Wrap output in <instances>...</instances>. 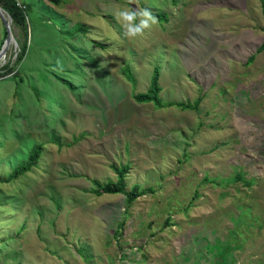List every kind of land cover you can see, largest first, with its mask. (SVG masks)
<instances>
[{
  "label": "rangeland",
  "instance_id": "374dc122",
  "mask_svg": "<svg viewBox=\"0 0 264 264\" xmlns=\"http://www.w3.org/2000/svg\"><path fill=\"white\" fill-rule=\"evenodd\" d=\"M15 1L22 23L0 5V264H264L259 0ZM144 10L156 23L125 36L120 13ZM6 33L0 15V49ZM154 68L160 102H137ZM112 166L133 201L93 192Z\"/></svg>",
  "mask_w": 264,
  "mask_h": 264
},
{
  "label": "trees",
  "instance_id": "16d2710c",
  "mask_svg": "<svg viewBox=\"0 0 264 264\" xmlns=\"http://www.w3.org/2000/svg\"><path fill=\"white\" fill-rule=\"evenodd\" d=\"M53 3H58V0H49ZM260 2V7H261V12L264 16V0H259ZM0 5L8 6V9L10 10L11 16L19 23H22L25 20V14H24V9L21 8L15 0H0ZM24 8L28 9L27 5H24ZM262 45L259 50L263 47ZM253 56L250 57L252 59ZM126 75L127 78L130 80H133L132 75L129 71V69H126ZM6 74L5 72H0V76ZM160 91V86L158 83V69L154 68L153 74L150 79V85L148 89L145 92L138 93L134 95V99L137 102H153L154 104H159V97L158 93ZM37 149V150H36ZM39 148H35L29 155L28 161H27V167L35 164V162L38 159V156L40 154ZM113 170L117 174V182H107L104 184L99 183L96 180H93V183L95 184L96 188L94 189L93 192L96 194H101L102 192L104 193H122L125 194L127 197L128 202L133 201L136 196L138 195V190L137 186H135L131 191H126L125 190V183H124V171L125 167L119 169L116 166H112Z\"/></svg>",
  "mask_w": 264,
  "mask_h": 264
},
{
  "label": "clouds",
  "instance_id": "9594fccd",
  "mask_svg": "<svg viewBox=\"0 0 264 264\" xmlns=\"http://www.w3.org/2000/svg\"><path fill=\"white\" fill-rule=\"evenodd\" d=\"M140 15L143 19L140 20L139 24L133 25L131 22L134 21ZM120 16L123 17L124 20L128 21V25L125 26V36H138L143 34V29L150 28L151 24L156 23L155 17L152 16L151 12L148 10H144L141 13L136 12H122ZM151 21V24L149 23Z\"/></svg>",
  "mask_w": 264,
  "mask_h": 264
},
{
  "label": "water",
  "instance_id": "95a60500",
  "mask_svg": "<svg viewBox=\"0 0 264 264\" xmlns=\"http://www.w3.org/2000/svg\"><path fill=\"white\" fill-rule=\"evenodd\" d=\"M0 15L4 21V24H5V27H6V37L4 39V43L0 49V59L4 56L5 52H6V49L8 47V45L10 44L11 40H12V37H11V34H10V28H9V24L5 21L4 17L2 16L1 12H0Z\"/></svg>",
  "mask_w": 264,
  "mask_h": 264
},
{
  "label": "bare ground",
  "instance_id": "6f19581e",
  "mask_svg": "<svg viewBox=\"0 0 264 264\" xmlns=\"http://www.w3.org/2000/svg\"><path fill=\"white\" fill-rule=\"evenodd\" d=\"M0 12L2 16L7 19V12L2 7H0Z\"/></svg>",
  "mask_w": 264,
  "mask_h": 264
},
{
  "label": "built area",
  "instance_id": "2783aa9c",
  "mask_svg": "<svg viewBox=\"0 0 264 264\" xmlns=\"http://www.w3.org/2000/svg\"><path fill=\"white\" fill-rule=\"evenodd\" d=\"M18 5H19L21 8H24V6H23L21 3H18Z\"/></svg>",
  "mask_w": 264,
  "mask_h": 264
}]
</instances>
